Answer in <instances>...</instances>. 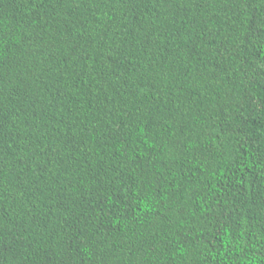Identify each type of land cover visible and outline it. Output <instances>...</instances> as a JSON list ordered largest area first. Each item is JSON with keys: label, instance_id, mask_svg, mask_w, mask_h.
Masks as SVG:
<instances>
[{"label": "trees", "instance_id": "1", "mask_svg": "<svg viewBox=\"0 0 264 264\" xmlns=\"http://www.w3.org/2000/svg\"><path fill=\"white\" fill-rule=\"evenodd\" d=\"M0 264H264V0H0Z\"/></svg>", "mask_w": 264, "mask_h": 264}]
</instances>
